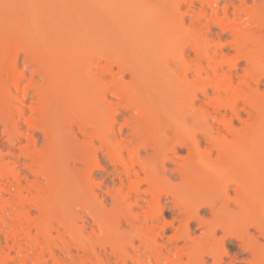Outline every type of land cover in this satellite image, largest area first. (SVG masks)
I'll return each mask as SVG.
<instances>
[{"label":"bare ground","instance_id":"1","mask_svg":"<svg viewBox=\"0 0 264 264\" xmlns=\"http://www.w3.org/2000/svg\"><path fill=\"white\" fill-rule=\"evenodd\" d=\"M263 81L264 0H0V264H264Z\"/></svg>","mask_w":264,"mask_h":264},{"label":"rangeland","instance_id":"2","mask_svg":"<svg viewBox=\"0 0 264 264\" xmlns=\"http://www.w3.org/2000/svg\"><path fill=\"white\" fill-rule=\"evenodd\" d=\"M226 37H227V35H226ZM100 42H101V39H100ZM226 47H228V46H226ZM226 49L230 53H233V49L232 48H226ZM101 64L102 65L105 64V61L101 60ZM240 65L243 66L244 63L242 62V64H240ZM239 72L243 73V70L240 68ZM127 76H128V74H127ZM237 77L238 76H236V78H235V82L238 81ZM262 83L264 85V81ZM117 100L118 99L115 98V103L117 102ZM122 120H123V115L119 114L118 115V122L116 123V129H118L121 126L120 123L122 122ZM0 127H1V123H0ZM126 131H127V129L125 128L124 132H122V134L120 135V140H124L125 139V132ZM0 142H4L5 144H7L5 137H3V139L0 137ZM43 143H44V141L40 140L39 143H38V146L42 147ZM144 152H142V153H144ZM183 152L184 151L182 150V153ZM19 153H20V147L16 148V155H19ZM99 154H100L101 164H102L103 167L94 168V170H93L94 171L93 178H94L95 182H98V183L99 182H104V184H107L110 181V178H112V176L109 173V166H108V168L106 167L107 166V162H106L105 154H103V152L101 150H100ZM231 193H233V191H231ZM161 204L163 205L162 217H161L160 221L156 222V225H155V227L153 229V235L158 237L159 241L164 242L165 244L168 243L167 245H170L171 243L174 242L172 240H174V238L176 237L175 236L176 235V227H178L179 223H178L177 220L174 219V217H173L174 211H173V208L171 207L172 205L170 204L169 199L168 198L166 199L165 195L162 196ZM148 205H149V201L147 199L146 201L143 202V208L147 209ZM207 210L208 209L206 207L201 208L199 210L200 215H207L208 214ZM34 211L36 212V210H34ZM190 223H192L191 226L195 225L194 221H191ZM196 230H198V229H196ZM199 231L200 230H198L196 233H198ZM218 234H219V232H218ZM59 235L60 234L54 232V239H55V241L58 242V244H60V241H61L58 238ZM0 236L2 238L4 237L3 234H1ZM105 236H107V234H105L104 231L101 228H100V232H97L96 235L93 236V237H92L91 229H88V234L85 236L86 239L84 238L85 239L84 241H87V239H90V237H92L93 238L92 241L94 242V241H98V238H99L100 239V244L99 243L98 244H86V246L87 247H90V246L91 247H93V246L99 247L100 246V248H101V247H103V245H106V244H104L105 241L103 240ZM66 238L68 240L70 239L68 236ZM233 241L236 242L234 239H233ZM134 244H135V246H137L139 244L138 240H135ZM2 245H4V238L2 239ZM173 245L174 244H171V246H173ZM201 246H204V244H201ZM227 247H228L227 249H229V245ZM107 248H109L108 244H107ZM130 250H131V248H130ZM143 251H144V249L141 250V252H143ZM230 251H231V247H230ZM13 254H14V252H12V255ZM1 256H5V253H1ZM48 259H49L48 254H45L44 260H48ZM33 262H34V259L33 260L31 259L27 264H33ZM49 263H52V261L50 260ZM17 264H20V263H17ZM207 264H210V262H208ZM238 264H244V263L243 262L242 263L238 262Z\"/></svg>","mask_w":264,"mask_h":264}]
</instances>
